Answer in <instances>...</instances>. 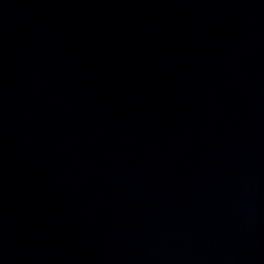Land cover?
Instances as JSON below:
<instances>
[{
	"label": "water",
	"instance_id": "95a60500",
	"mask_svg": "<svg viewBox=\"0 0 264 264\" xmlns=\"http://www.w3.org/2000/svg\"><path fill=\"white\" fill-rule=\"evenodd\" d=\"M0 264H264V0H0Z\"/></svg>",
	"mask_w": 264,
	"mask_h": 264
}]
</instances>
